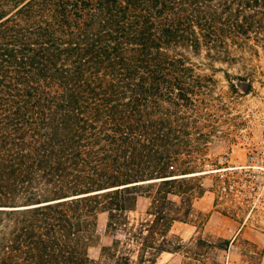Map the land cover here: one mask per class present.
I'll list each match as a JSON object with an SVG mask.
<instances>
[{"label": "trees", "instance_id": "trees-1", "mask_svg": "<svg viewBox=\"0 0 264 264\" xmlns=\"http://www.w3.org/2000/svg\"><path fill=\"white\" fill-rule=\"evenodd\" d=\"M257 44L264 0H0V264L187 253L214 133L195 70Z\"/></svg>", "mask_w": 264, "mask_h": 264}, {"label": "rangeland", "instance_id": "rangeland-1", "mask_svg": "<svg viewBox=\"0 0 264 264\" xmlns=\"http://www.w3.org/2000/svg\"><path fill=\"white\" fill-rule=\"evenodd\" d=\"M231 53L236 58L232 63L215 62L195 70L205 76L208 87L205 95L195 97L205 103L200 108L206 119L203 132H214L203 166L191 170L193 174L207 172L196 175L202 177L204 192L193 204L196 218L173 227L187 253H164L155 264H264V174L242 168L250 164L243 142L250 140L253 128L264 117V46ZM204 56L201 51L192 61L205 63ZM190 130L195 139L196 128ZM139 204L142 209L144 202ZM104 222L101 215L98 226ZM198 239L220 243V247H224L222 241L229 244L226 250L198 247ZM97 254V247L89 249L92 258Z\"/></svg>", "mask_w": 264, "mask_h": 264}, {"label": "built area", "instance_id": "built-area-1", "mask_svg": "<svg viewBox=\"0 0 264 264\" xmlns=\"http://www.w3.org/2000/svg\"><path fill=\"white\" fill-rule=\"evenodd\" d=\"M262 120V123H258L253 128L250 140L245 138L243 142L248 151L247 156L250 164L242 168L264 174V117Z\"/></svg>", "mask_w": 264, "mask_h": 264}, {"label": "water", "instance_id": "water-1", "mask_svg": "<svg viewBox=\"0 0 264 264\" xmlns=\"http://www.w3.org/2000/svg\"><path fill=\"white\" fill-rule=\"evenodd\" d=\"M207 172H202V173H198V174H191L189 176H196V175H202V174H206Z\"/></svg>", "mask_w": 264, "mask_h": 264}, {"label": "crops", "instance_id": "crops-1", "mask_svg": "<svg viewBox=\"0 0 264 264\" xmlns=\"http://www.w3.org/2000/svg\"><path fill=\"white\" fill-rule=\"evenodd\" d=\"M172 255V254H171Z\"/></svg>", "mask_w": 264, "mask_h": 264}]
</instances>
